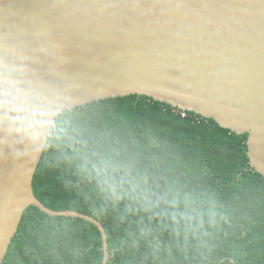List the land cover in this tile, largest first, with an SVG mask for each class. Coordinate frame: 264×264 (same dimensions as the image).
<instances>
[{
    "label": "trees",
    "instance_id": "1",
    "mask_svg": "<svg viewBox=\"0 0 264 264\" xmlns=\"http://www.w3.org/2000/svg\"><path fill=\"white\" fill-rule=\"evenodd\" d=\"M181 112L139 95L67 111L71 139L45 148L35 196L99 221L108 264H264V177L251 169L248 135ZM103 257L93 223L31 206L3 264Z\"/></svg>",
    "mask_w": 264,
    "mask_h": 264
},
{
    "label": "water",
    "instance_id": "2",
    "mask_svg": "<svg viewBox=\"0 0 264 264\" xmlns=\"http://www.w3.org/2000/svg\"><path fill=\"white\" fill-rule=\"evenodd\" d=\"M23 51L68 98L67 111L147 96L248 135L251 169L264 177V0H0V52ZM45 148L23 157L0 143V264L31 206L55 211L33 180Z\"/></svg>",
    "mask_w": 264,
    "mask_h": 264
},
{
    "label": "clouds",
    "instance_id": "3",
    "mask_svg": "<svg viewBox=\"0 0 264 264\" xmlns=\"http://www.w3.org/2000/svg\"><path fill=\"white\" fill-rule=\"evenodd\" d=\"M68 98L32 68L21 50L0 52V143L23 157L71 139ZM110 191L119 198L115 184Z\"/></svg>",
    "mask_w": 264,
    "mask_h": 264
},
{
    "label": "built area",
    "instance_id": "4",
    "mask_svg": "<svg viewBox=\"0 0 264 264\" xmlns=\"http://www.w3.org/2000/svg\"><path fill=\"white\" fill-rule=\"evenodd\" d=\"M182 110V112H181V115L183 116V117H185L186 116V113H187V111L186 110H183V109H181Z\"/></svg>",
    "mask_w": 264,
    "mask_h": 264
}]
</instances>
